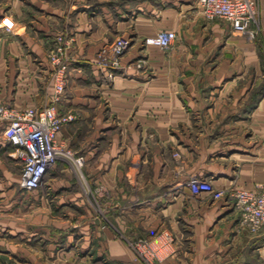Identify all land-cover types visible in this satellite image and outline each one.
Listing matches in <instances>:
<instances>
[{
	"label": "crops",
	"instance_id": "1",
	"mask_svg": "<svg viewBox=\"0 0 264 264\" xmlns=\"http://www.w3.org/2000/svg\"><path fill=\"white\" fill-rule=\"evenodd\" d=\"M255 2L252 35L204 19L197 0L0 3V98L13 107L49 104L55 70L49 48L59 35L70 38L57 108L79 118L57 142L83 155L91 196L103 201L112 223L81 224L99 215L76 183L57 178L66 172L59 163L38 189L25 191L20 164L6 158L12 146L0 124V264L11 258L12 264H148L122 232L157 237L154 264H264V229L242 227L228 196L216 200L187 188L193 175L221 189L264 183V89L257 100L264 0ZM161 30L177 33L170 52L144 44ZM120 35L132 45L108 80L96 53ZM71 211L79 213V225H70Z\"/></svg>",
	"mask_w": 264,
	"mask_h": 264
},
{
	"label": "built area",
	"instance_id": "2",
	"mask_svg": "<svg viewBox=\"0 0 264 264\" xmlns=\"http://www.w3.org/2000/svg\"><path fill=\"white\" fill-rule=\"evenodd\" d=\"M197 8L204 19L225 20L232 30L239 34L252 35V27L258 23V7L255 0H197ZM177 38L174 30H161L147 37L144 44L166 50ZM67 44L68 41L58 37L48 56L55 66L52 76L54 93L49 104L41 108L18 109L0 98L2 136L14 148L12 156L20 162V185L25 191L38 189L59 158L71 159L77 167H81L84 162L82 156L74 157L57 142L62 128L76 119L72 112L61 113L57 108L65 91L70 67V59L63 49ZM130 45L129 37L119 36L99 51V63L101 58L104 67L109 69L110 77L120 69L121 58ZM187 188L193 195L209 194L216 200L228 196L239 213V223L242 227L251 233H259L264 229V183L251 189L227 188L226 191H219L208 179L193 175L187 181ZM156 242L157 237L151 241H139L132 245V249L139 258H144L145 262L152 264V258L159 259Z\"/></svg>",
	"mask_w": 264,
	"mask_h": 264
},
{
	"label": "rangeland",
	"instance_id": "3",
	"mask_svg": "<svg viewBox=\"0 0 264 264\" xmlns=\"http://www.w3.org/2000/svg\"><path fill=\"white\" fill-rule=\"evenodd\" d=\"M3 1L5 2L6 0H0V3H3ZM120 36H123V35H120ZM58 37H61L63 40H65V41H70L71 42V40H70V38H69V40L68 39H65L64 38V35H59V36H57L56 38H55V41L54 42H52L51 43V45H50V48H49V52H48V56H49V53L54 49V47H55V44H56V42H57V40H58ZM119 37V36H118ZM113 42V41H112ZM111 42V43H112ZM111 43H109V44H111ZM109 44H106V45H103L99 50H98V52L96 53V65L99 67V69L100 70H102V71H104V73H105V77L108 79V80H113L114 78H115V76L117 75V73L122 69V58H121V64H120V69L119 70H116L115 71V74L113 75V76H109V69H107V68H105L104 67V65H103V60L100 58V63H99V57H98V55H99V51L102 49V48H104L105 46H108ZM131 45H132V41H131ZM131 45H130V47H131ZM174 45H175V43L170 47V48H168V49H166V50H163L164 52H170L172 49H173V47H174ZM65 46L66 45H64V48H65ZM129 47V48H130ZM63 48V49H64ZM129 50V49H128ZM127 50V51H128ZM64 53H65V50H64ZM65 55H66V53H65ZM67 56V55H66ZM68 57V56H67ZM69 58V57H68ZM102 60V61H101ZM142 61H139L137 64H136V67L137 68H141L142 67ZM69 71V70H68ZM263 84V81H261V83L258 85V87H257V100H258V98H259V91H260V87H261V85ZM2 99V98H1ZM3 100V99H2ZM4 101V100H3ZM5 103H7L6 101H4ZM11 105V104H10ZM12 106V105H11ZM35 108H38V107H35ZM72 113H73V115H75V117H76V119H75V121L74 122H72V123H70L71 125L73 124V123H76L77 122V120H78V118H79V115H78V113L76 112V111H71ZM70 124H68V125H70ZM67 126V125H66ZM65 127V126H64ZM63 127V128H64ZM62 128V129H63ZM64 150H68V149H65L64 148ZM76 150V149H75ZM68 151H70L73 155H74V157H78V156H82L83 157V155H80V154H78L77 152H74L73 151V149L72 150H68ZM13 152H14V148L12 147L10 150H8V152H7V154H6V158L8 159H13L14 158V160H16L19 164H20V162L14 157V156H12V154H13ZM175 157H179V153H174L173 154ZM83 159H84V157H83ZM84 161H85V159H84ZM56 163H59V165H60V168L62 167H64L65 166V170L64 171H66V172H63V174L62 173H60V174H58V175H56L57 176V178L58 179H67V178H70L71 179V181H73L74 183H76L77 185L75 186L76 187V189H80V191L83 193V195H84V197H85V200H86V202H87V205H89L92 209H93V211H95L99 216L97 217V218H94V217H87V218H85V219H81L80 221H81V224H84V222H86V223H90V222H93L94 220H101V222L104 224V223H106V224H112L111 222H110V217H109V213L107 212V209L104 207V205H103V201H100V200H98V201H94V199H93V197L91 196L92 194V192H93V188L89 185V183H88V175L86 174V172H85V170H84V167H85V163L83 162V165L81 166V167H77L76 166V164L71 160V159H63V158H59L58 160H57V162ZM20 167H21V165H20ZM20 173H21V171H20ZM197 176V175H196ZM74 187V188H75ZM215 189L216 190H219V191H226V188H216L215 187ZM49 193V192H48ZM51 204H52V206L54 207V206H56V204L58 203V201H57V198H51L50 197V199L48 200ZM20 202L24 205V204H27L26 206H28V199H24V198H21V200L19 201V204H20ZM73 210H75L76 211V209H73ZM72 213H74L75 215H74V217H72L71 218V223H70V225H72V226H75V225H79L80 223H79V220H78V212H74V211H71ZM258 234V233H257ZM120 237L123 239V241H125V243L132 249V245L133 244H136V243H138L139 241H151L152 240V237H147V236H144V237H140V236H133L132 234H126V233H124V232H122L121 234H120ZM150 239V240H149ZM147 247V246H146ZM138 256V255H137ZM139 258V257H138ZM141 259V258H140ZM142 260H144V258H142ZM157 259L156 258H152L151 259V262H152V264H154L155 263V261H156ZM13 263V259L11 258L10 260H9V262H7V264H12Z\"/></svg>",
	"mask_w": 264,
	"mask_h": 264
},
{
	"label": "trees",
	"instance_id": "4",
	"mask_svg": "<svg viewBox=\"0 0 264 264\" xmlns=\"http://www.w3.org/2000/svg\"><path fill=\"white\" fill-rule=\"evenodd\" d=\"M264 89V83L261 85L260 90L262 91Z\"/></svg>",
	"mask_w": 264,
	"mask_h": 264
}]
</instances>
